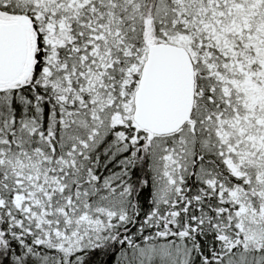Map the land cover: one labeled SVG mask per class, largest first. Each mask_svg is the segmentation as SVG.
<instances>
[{"label":"snow or ice","instance_id":"snow-or-ice-1","mask_svg":"<svg viewBox=\"0 0 264 264\" xmlns=\"http://www.w3.org/2000/svg\"><path fill=\"white\" fill-rule=\"evenodd\" d=\"M0 264H264V0H0Z\"/></svg>","mask_w":264,"mask_h":264}]
</instances>
